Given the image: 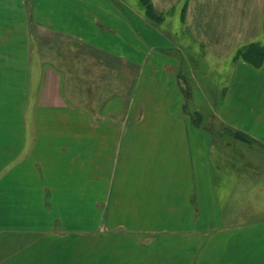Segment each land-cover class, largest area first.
<instances>
[{
  "label": "crops",
  "instance_id": "1",
  "mask_svg": "<svg viewBox=\"0 0 264 264\" xmlns=\"http://www.w3.org/2000/svg\"><path fill=\"white\" fill-rule=\"evenodd\" d=\"M234 2L238 15L242 7ZM181 4L153 0L157 13L171 10L176 21L182 7L181 28L169 38L112 0H34L35 21L49 33L44 53L61 34L89 49L103 100L72 101L67 85L79 75L43 62L39 52L30 65L32 31L24 27L22 64H0V78H18L0 94L1 110L18 116L13 126L0 121V264H151L162 260L161 242H174L175 256L177 242L187 252L202 246L180 264H264V219L244 220L237 210L224 216L222 151L217 164L212 160L213 135L222 130L192 124L185 115L189 94L176 77L183 64L194 70L196 57L222 69V0ZM256 23L263 29L264 15ZM237 28L228 30L232 40L253 38ZM235 50L233 41L226 52ZM233 61L234 79L215 117L248 138L239 141L264 148V63ZM232 93L241 116L230 108ZM105 192L118 208L110 201L98 207ZM128 195L146 196L154 218L147 210L138 224L118 218L131 214Z\"/></svg>",
  "mask_w": 264,
  "mask_h": 264
},
{
  "label": "rangeland",
  "instance_id": "2",
  "mask_svg": "<svg viewBox=\"0 0 264 264\" xmlns=\"http://www.w3.org/2000/svg\"><path fill=\"white\" fill-rule=\"evenodd\" d=\"M37 1V0H36ZM113 3L121 8L126 15L131 17H140L148 25L155 28L156 33L161 36H167L170 38V34L176 33L181 28L180 16L182 13V7L178 8L176 18H171V10L162 14L159 20H153V18H147L145 7L139 4L136 0H112ZM163 1V0H162ZM241 4L239 14L235 15L233 12L238 9L235 2ZM153 2V0H151ZM184 6L186 0H182ZM155 9V8H154ZM222 12L226 14L222 19V31L225 34V39H222V60L221 70L211 68L208 69L206 62L198 60L196 57L194 61V70L190 64H183L184 67L176 72V77L181 78L184 89L189 94V101L186 104L185 115L189 117L190 121L194 126L195 123L191 116L194 113H199L195 118L196 123H200L201 126L210 127L213 130H222L221 134H214L215 143L212 146V160L217 164L220 158V151H222V164H226V167H222V205L224 216L229 218V211H240L244 220H255L264 219V148L259 147L253 143L250 145L246 142L239 141L234 131H228L223 129L226 124L218 123L217 117H215V108L219 100L224 99V95L228 91V87L232 79H234V57L236 52L251 43H259L264 46V28L259 30L256 18L264 15V0H222ZM243 18V20H241ZM232 19V21H231ZM36 20L34 0H0V64L7 63L10 67L18 69V60L25 58L23 54L26 51L22 34L24 27L29 25L32 31V45L30 44L29 64L32 65L33 60L37 61V55L32 53L33 51L39 52L38 55L43 62L55 63L56 66L64 68H71L74 71H70L74 75H79V79L71 80L67 85V93L72 101L76 99L79 102L84 101H96L98 104L101 103L103 97H100L101 88L99 82L92 73L93 68L97 69L95 63L88 61L90 56L94 57L93 54L89 53V49H82L81 44L77 47L74 46V42L64 39V36L59 35V40H51L52 43L48 47L51 53H44V46L48 38L46 36L48 32L42 29V24H39ZM241 21V22H240ZM239 25H243L242 30L248 31L250 36L253 38L243 40H232L233 33H228L231 28H237ZM35 29V30H34ZM238 29V28H237ZM260 31V32H258ZM37 32V35H36ZM36 35V36H35ZM38 36V37H37ZM37 37V38H36ZM65 41L68 43L66 44ZM235 41L236 50L234 52H226L227 46H230ZM70 46V47H68ZM29 50V49H28ZM187 54H191L189 49H184ZM46 51V50H45ZM35 52V53H36ZM63 53L59 59V53ZM32 53V54H31ZM19 55V56H18ZM34 55V56H33ZM36 57V58H35ZM171 59V56H167ZM35 61L33 64H35ZM60 61V63H59ZM39 62V61H38ZM41 64V62L39 63ZM22 66V65H21ZM20 66V67H21ZM67 69V70H68ZM85 71L82 72V71ZM98 70V69H97ZM192 70V71H189ZM243 72L240 73L239 78L242 77ZM84 74V77L81 75ZM93 74V80L91 75ZM127 74V73H125ZM129 74V72H128ZM17 75V74H16ZM14 78L1 77L0 78V94L4 90V85L8 81L16 83L18 81L17 76ZM126 76V75H125ZM129 76H127L128 79ZM131 80V76H130ZM81 81V82H79ZM101 83L100 85H102ZM15 85V84H14ZM122 83L118 84V88H114V92L119 91ZM112 87V86H111ZM238 89L236 85L234 91ZM98 96L100 98H98ZM230 108L232 110H238V116H241L243 111L239 108V99L235 93H232ZM3 119V120H2ZM18 116L16 112L1 110L0 108V121L2 120L3 125L13 126L16 124ZM220 122V121H219ZM219 130V131H218ZM244 141H248V138H241ZM259 162V163H258ZM221 180L216 181L217 191L220 188ZM118 185V180L115 182V186ZM248 197V198H245ZM232 200H235L237 204L232 206ZM110 198L105 193H100L97 198L98 207L102 208L109 206ZM110 206L118 208L113 205V201H110ZM127 209H130V213L125 216H118L123 222L127 223H140L142 219L147 218L145 215H140L141 211L147 210L148 218L153 219L152 216L155 212H151L152 205L148 202L146 196L139 195H128L126 199ZM121 209L124 210L122 206ZM251 213V214H250ZM94 217V216H93ZM214 217V216H212ZM98 217L97 219H99ZM157 217H155L156 219ZM145 222V221H144ZM154 222V220H152ZM158 225L163 224L169 225L170 220H164L163 224L160 221H155ZM169 233V232H167ZM169 237L171 233L167 234ZM182 242H177L178 253L175 256L174 242H161L162 260L161 262H150L151 264H180L182 261L190 260L191 255L196 256L201 247L193 245V250L189 248L187 252L186 246H181ZM166 244L168 246H166ZM204 245V244H203ZM173 247V250L172 248ZM204 249V248H203ZM212 252V251H210ZM216 252L212 253L211 256H217ZM210 264H221L219 261L211 260Z\"/></svg>",
  "mask_w": 264,
  "mask_h": 264
},
{
  "label": "trees",
  "instance_id": "3",
  "mask_svg": "<svg viewBox=\"0 0 264 264\" xmlns=\"http://www.w3.org/2000/svg\"><path fill=\"white\" fill-rule=\"evenodd\" d=\"M137 1V0H136ZM140 5L145 7L146 16L149 19L150 17L153 18V20L157 21L159 20L158 17H160L162 14H159L154 9L153 2L151 0H138ZM264 28V24H263ZM75 47L78 46L77 43L74 44ZM70 47V46H68ZM235 60L237 61H244L248 64L259 68L264 63V46L260 45L259 43H251L248 46L244 47L243 49L239 50L235 56ZM197 115H200L199 113H194L193 116H191L192 120L194 121L196 127H200V123L195 122V118H197ZM238 137L246 138L244 134L237 133Z\"/></svg>",
  "mask_w": 264,
  "mask_h": 264
}]
</instances>
